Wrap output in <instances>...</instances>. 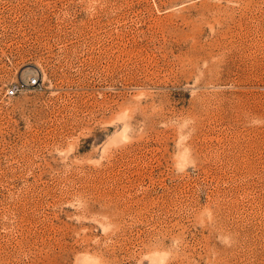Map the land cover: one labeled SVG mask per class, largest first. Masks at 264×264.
I'll list each match as a JSON object with an SVG mask.
<instances>
[{"label": "rangeland", "instance_id": "374dc122", "mask_svg": "<svg viewBox=\"0 0 264 264\" xmlns=\"http://www.w3.org/2000/svg\"><path fill=\"white\" fill-rule=\"evenodd\" d=\"M0 264H264V0H0Z\"/></svg>", "mask_w": 264, "mask_h": 264}, {"label": "built area", "instance_id": "2783aa9c", "mask_svg": "<svg viewBox=\"0 0 264 264\" xmlns=\"http://www.w3.org/2000/svg\"><path fill=\"white\" fill-rule=\"evenodd\" d=\"M35 82H36V80L33 79L32 83L34 84ZM15 92H16V89L14 87L8 90V94L11 95V96L14 95Z\"/></svg>", "mask_w": 264, "mask_h": 264}]
</instances>
